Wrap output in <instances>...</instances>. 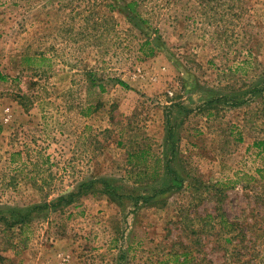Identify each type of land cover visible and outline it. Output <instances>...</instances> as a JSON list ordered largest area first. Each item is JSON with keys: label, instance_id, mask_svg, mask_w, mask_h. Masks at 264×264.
Returning a JSON list of instances; mask_svg holds the SVG:
<instances>
[{"label": "rangeland", "instance_id": "rangeland-1", "mask_svg": "<svg viewBox=\"0 0 264 264\" xmlns=\"http://www.w3.org/2000/svg\"><path fill=\"white\" fill-rule=\"evenodd\" d=\"M0 74V264H264V0H0Z\"/></svg>", "mask_w": 264, "mask_h": 264}, {"label": "trees", "instance_id": "trees-1", "mask_svg": "<svg viewBox=\"0 0 264 264\" xmlns=\"http://www.w3.org/2000/svg\"><path fill=\"white\" fill-rule=\"evenodd\" d=\"M3 77V76H2ZM1 77V74H0V79H4ZM257 147H260L262 144H255ZM165 148H170V141L167 139L166 140V144L164 146ZM146 152L143 151L141 152L140 154V157L141 158H146V164H143V167H146L147 168V163H148V159H147V156H146ZM165 157L163 156V158L161 160H157L159 162H157L155 165V169L153 170V173H148L149 171L147 169H145L141 174H139V177H138V182H141L143 181L142 180V176L146 179H150L152 182H155V181H158V180H161L162 182V179L164 177V173L166 175H172L173 177L170 179L169 176H167L165 179H163V184L161 185L162 187L165 188V190H163L162 192H171L173 191L175 188H182L183 187V183H184V180H182L181 178L178 177V174L173 172L172 170V166H171V161L169 160L168 158V153L167 151L164 153ZM149 181V180H148ZM90 184H87L85 185L84 187L88 188ZM82 187V186H81ZM83 190V189H82ZM83 193H86L83 191ZM75 195L74 193H71L69 194V196H61L58 200V202H54L52 205L51 204H37L35 207L33 208H30L29 211H20L19 213H16L14 212L13 210H9L8 213L9 215H11L12 217V221H14L15 223H19L21 225L23 224H28L30 223L34 218L30 217L31 215V212L35 211L34 213L37 214L38 211H45L48 207H51V208H58L61 206V208L63 207H66L68 205H71L75 202ZM158 201V200H157ZM37 210V211H36ZM43 210V211H42ZM33 214V213H32ZM45 215V214H44ZM37 217V216H36ZM3 221L5 222V224L7 223H10V225H13L12 224V221H9L7 219H3Z\"/></svg>", "mask_w": 264, "mask_h": 264}, {"label": "crops", "instance_id": "crops-1", "mask_svg": "<svg viewBox=\"0 0 264 264\" xmlns=\"http://www.w3.org/2000/svg\"><path fill=\"white\" fill-rule=\"evenodd\" d=\"M196 133H199V132H196ZM2 135V133L0 134V136ZM8 149H5L4 150V153L7 152ZM149 155V154H148ZM17 155H14V154H10V157H12L15 161V157ZM11 159V158H10ZM38 187V185L36 186V188ZM89 196V195H88ZM86 196L85 197V203H88L90 205H92L91 207L93 208V206L97 205L99 203H101L102 201H99L97 199H94V198H91V197H88ZM82 203V202H81ZM96 208V207H95ZM52 251H53V260H52V263L51 264H82V262L79 259V255H72V254H66V253H57L55 252V248H52ZM72 253V252H71Z\"/></svg>", "mask_w": 264, "mask_h": 264}]
</instances>
